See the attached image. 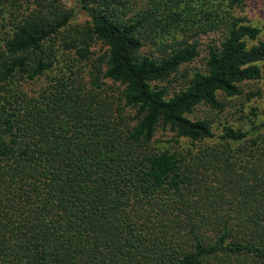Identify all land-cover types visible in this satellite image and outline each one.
Returning <instances> with one entry per match:
<instances>
[{"label": "trees", "instance_id": "obj_1", "mask_svg": "<svg viewBox=\"0 0 264 264\" xmlns=\"http://www.w3.org/2000/svg\"><path fill=\"white\" fill-rule=\"evenodd\" d=\"M243 1L77 0L88 20L70 26L71 10L41 13L56 0H0V264H264V117L249 105L246 127L216 132L190 115L264 96L246 86L264 37ZM67 29L84 36L59 48ZM212 32L204 69L160 85ZM89 37L105 49L87 83L59 54L87 59Z\"/></svg>", "mask_w": 264, "mask_h": 264}, {"label": "rangeland", "instance_id": "obj_2", "mask_svg": "<svg viewBox=\"0 0 264 264\" xmlns=\"http://www.w3.org/2000/svg\"><path fill=\"white\" fill-rule=\"evenodd\" d=\"M45 2H49V0H45ZM239 8L242 10L241 14L245 15L248 20L262 28V36L264 37V0H244L238 9ZM41 9V13L46 17L57 16L58 14L63 13L65 10H71L73 16L70 21V26H86V21L88 20L87 14L80 9L77 0H56V2L51 7L44 4ZM83 36L84 34H82L80 30L67 29L65 32L55 38V43L59 48H61L64 46V43L71 44L77 38H81ZM219 36L220 35L218 32L200 34L198 36L200 41V45L198 46V55L193 60L183 64L179 68L178 72L172 74L169 79L161 81L159 84L166 85L171 92L183 87L194 70L204 69L207 44L209 42H217ZM87 42L90 44V52L87 54V59L81 57L77 53L75 47H71L70 49H66V53L59 54V64L61 66H65L67 72L73 71L77 76L80 74L87 83H90L91 76L94 71L93 62L97 59L98 55H101L104 52L105 46L99 39L97 40L95 38L89 37ZM56 73L57 71H50L47 74L42 75L33 84L34 90L39 87H46L52 78L51 76ZM99 80L102 86L107 89L108 92L113 94L112 98L116 100L120 89H122V86L119 85L118 82H113L112 80L105 78L101 73L99 75ZM246 86L254 88L261 87L264 89V79L258 82L246 84ZM249 105H256L258 107L260 113L258 115L259 119L264 117V96L253 98L250 101H244L243 97L229 98L227 100L225 109L221 111L213 110L206 105H200L190 115L194 117L199 116L211 119L215 131L219 132L222 124L225 122L246 127V120L240 117V110H242L243 113L248 111ZM125 112V114L128 116V114H133L134 109L127 108L125 109ZM171 136V131L164 130L159 127L155 133V141L153 143L157 146H160L162 145V139L170 138Z\"/></svg>", "mask_w": 264, "mask_h": 264}]
</instances>
